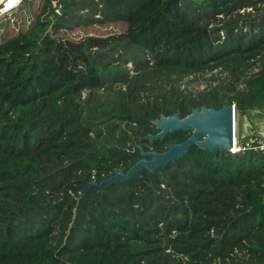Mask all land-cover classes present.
Returning <instances> with one entry per match:
<instances>
[{
    "label": "trees",
    "instance_id": "1",
    "mask_svg": "<svg viewBox=\"0 0 264 264\" xmlns=\"http://www.w3.org/2000/svg\"><path fill=\"white\" fill-rule=\"evenodd\" d=\"M53 1L0 43V264H264V150L193 147L79 199L129 171L136 146L179 142L141 141L161 114L264 113V0H57L61 14ZM68 19L125 31L73 40Z\"/></svg>",
    "mask_w": 264,
    "mask_h": 264
},
{
    "label": "water",
    "instance_id": "2",
    "mask_svg": "<svg viewBox=\"0 0 264 264\" xmlns=\"http://www.w3.org/2000/svg\"><path fill=\"white\" fill-rule=\"evenodd\" d=\"M235 112L234 106L224 105L221 109L195 108L186 118H182L180 112L171 116L161 114L158 119L152 122L158 133L148 134L141 141H149L150 144H154L164 141L167 136L177 132H192V135L182 144L169 145L165 152H146L142 147H139L141 159L129 171L116 168L114 175L102 183L97 181L88 183L79 199L87 196L91 191L98 194L104 193L113 185L141 177L144 171L155 174L160 169L184 158L193 147L212 154L218 152L234 154Z\"/></svg>",
    "mask_w": 264,
    "mask_h": 264
},
{
    "label": "rangeland",
    "instance_id": "3",
    "mask_svg": "<svg viewBox=\"0 0 264 264\" xmlns=\"http://www.w3.org/2000/svg\"><path fill=\"white\" fill-rule=\"evenodd\" d=\"M26 2V8L24 7L20 8L17 12L8 15L7 17L0 18V43L5 41L7 38H12L19 34L21 30H27L32 24L35 18L39 15V13L42 11V7L44 4V0H25ZM252 9L242 11V15H247L248 13H251ZM76 23H80V20H71L68 19L67 23L65 24V28L68 29V31L63 32L64 36H67L70 39L73 40H81L82 38L88 37V36H108L110 34H117L124 32V28H122L119 25H108L105 27H99V26H91L88 28L82 27V28H75ZM107 27V28H106ZM63 33H61L63 35ZM128 69L132 70V65H127ZM173 78V76L171 77ZM211 78V74L207 73L206 76H200L197 80H194V78H187L183 79L178 83V90L179 93H182L183 91H187L188 93H192L194 95H197L199 92L205 90L207 86L209 85L208 79ZM226 78L227 81H229L230 78V72L224 69V72L217 74V79ZM86 96V93L84 94V97ZM157 98L153 97L152 101H156ZM242 117H240L237 113L235 116V127H236V139L237 142H239V124ZM36 172V171H35ZM34 172V173H35Z\"/></svg>",
    "mask_w": 264,
    "mask_h": 264
},
{
    "label": "built area",
    "instance_id": "4",
    "mask_svg": "<svg viewBox=\"0 0 264 264\" xmlns=\"http://www.w3.org/2000/svg\"><path fill=\"white\" fill-rule=\"evenodd\" d=\"M25 0H4L0 3V18L11 15L15 12H17L21 5L23 4ZM57 0L53 1V5L56 8V12L58 14H61V7H58ZM259 69L256 68L254 73L258 72ZM236 113V112H235ZM236 132V129H235ZM251 150H264V142L262 140H248V142H243L242 144L240 142H237V139L235 138V145H234V155L235 154H241L246 153Z\"/></svg>",
    "mask_w": 264,
    "mask_h": 264
},
{
    "label": "crops",
    "instance_id": "5",
    "mask_svg": "<svg viewBox=\"0 0 264 264\" xmlns=\"http://www.w3.org/2000/svg\"><path fill=\"white\" fill-rule=\"evenodd\" d=\"M248 117L242 118L239 124V142H248V140L256 139L264 142V113L254 111Z\"/></svg>",
    "mask_w": 264,
    "mask_h": 264
},
{
    "label": "flooded vegetation",
    "instance_id": "6",
    "mask_svg": "<svg viewBox=\"0 0 264 264\" xmlns=\"http://www.w3.org/2000/svg\"><path fill=\"white\" fill-rule=\"evenodd\" d=\"M195 109V108H194ZM216 109V108H215ZM193 110V109H192ZM192 110H191V112L189 113V114H187V115H183L181 112V116H182V118H186L188 115H190L191 113H192ZM157 133H158V131H157ZM192 135V132H190V133H186V132H181V134H180V137H181V139L179 140V142L178 143H175V144H182L183 142H185L190 136ZM137 148H139V147H142V146H136ZM143 148V147H142ZM140 149V148H139Z\"/></svg>",
    "mask_w": 264,
    "mask_h": 264
}]
</instances>
